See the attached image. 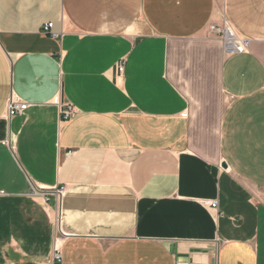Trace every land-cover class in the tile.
Segmentation results:
<instances>
[{
	"label": "crops",
	"instance_id": "1",
	"mask_svg": "<svg viewBox=\"0 0 264 264\" xmlns=\"http://www.w3.org/2000/svg\"><path fill=\"white\" fill-rule=\"evenodd\" d=\"M184 263L264 264V0H0V264Z\"/></svg>",
	"mask_w": 264,
	"mask_h": 264
},
{
	"label": "built area",
	"instance_id": "2",
	"mask_svg": "<svg viewBox=\"0 0 264 264\" xmlns=\"http://www.w3.org/2000/svg\"><path fill=\"white\" fill-rule=\"evenodd\" d=\"M52 27V23H45L42 27L44 32L49 33L52 37H56L55 33L50 32V28ZM209 31L215 34L221 42L222 50L226 55L233 54H243L248 52L250 47V40L244 38L239 35L226 21L221 22L220 24H211L209 26ZM124 71V65L122 63L118 64L117 72L121 75ZM27 108L26 103H21L16 100H10L7 103L6 114L8 116H13L19 113H22ZM74 108L71 105H65V107H61L60 110V119L61 121L68 120L74 113ZM65 194V187L61 186L55 189V195L59 198L63 197ZM203 204L211 207H217L216 200H205ZM53 258L55 260L60 259V246L55 245L53 248ZM184 264H203V263H184ZM212 264V263H209Z\"/></svg>",
	"mask_w": 264,
	"mask_h": 264
}]
</instances>
